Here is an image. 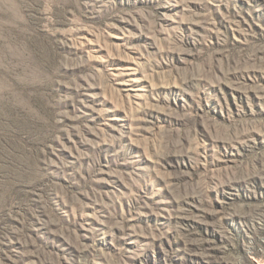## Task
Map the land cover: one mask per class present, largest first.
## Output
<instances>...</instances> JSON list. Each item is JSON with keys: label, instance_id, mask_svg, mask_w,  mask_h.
Here are the masks:
<instances>
[{"label": "rangeland", "instance_id": "obj_1", "mask_svg": "<svg viewBox=\"0 0 264 264\" xmlns=\"http://www.w3.org/2000/svg\"><path fill=\"white\" fill-rule=\"evenodd\" d=\"M0 264H264V0H0Z\"/></svg>", "mask_w": 264, "mask_h": 264}]
</instances>
